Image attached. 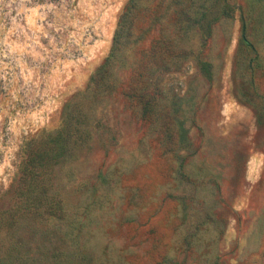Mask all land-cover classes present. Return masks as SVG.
Listing matches in <instances>:
<instances>
[{
    "label": "rangeland",
    "instance_id": "374dc122",
    "mask_svg": "<svg viewBox=\"0 0 264 264\" xmlns=\"http://www.w3.org/2000/svg\"><path fill=\"white\" fill-rule=\"evenodd\" d=\"M0 264H264V0H0Z\"/></svg>",
    "mask_w": 264,
    "mask_h": 264
},
{
    "label": "trees",
    "instance_id": "16d2710c",
    "mask_svg": "<svg viewBox=\"0 0 264 264\" xmlns=\"http://www.w3.org/2000/svg\"><path fill=\"white\" fill-rule=\"evenodd\" d=\"M135 0H131V2H134ZM127 14V13H126ZM126 14L122 15L118 32L122 28L125 19ZM116 38L114 39V49L117 46ZM111 59V56L107 59L105 64H109V61ZM99 74V73H98ZM93 82V80H92ZM65 134L67 132L64 128L59 130L56 134L53 136H48L52 142H59L61 138L65 137ZM64 153V152H63ZM63 153L60 152L59 154L54 153V150L51 152H36L34 156H31L28 159V163L26 164V167L23 169V172L25 174L24 179L27 180L28 183L35 184V185H41V189L44 190L43 187V178L42 175L45 173V170L48 169V166L54 163H58L59 158L63 156ZM41 169V170H39ZM19 190V189H18ZM17 190V192H18ZM38 190V192H18L17 195L21 198L22 204H24L25 209L38 212L42 210V213L47 214L48 216H54L58 218L63 217V208L61 204V199L57 197L56 195L49 196L47 191L44 190ZM39 200V205L36 203Z\"/></svg>",
    "mask_w": 264,
    "mask_h": 264
}]
</instances>
